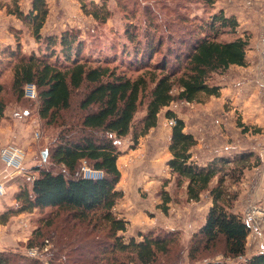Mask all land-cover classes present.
I'll return each instance as SVG.
<instances>
[{"label":"trees","instance_id":"trees-1","mask_svg":"<svg viewBox=\"0 0 264 264\" xmlns=\"http://www.w3.org/2000/svg\"><path fill=\"white\" fill-rule=\"evenodd\" d=\"M21 1L13 0L9 12L28 23L39 47L38 52H25L17 42L16 47L3 50V58L8 62L0 61V122L7 108L6 83L1 77L8 67L12 70L10 85L16 97L25 98L26 86L34 84L36 97L28 99L39 102L41 119L60 129L49 150L50 166L33 167L36 175L30 186L19 187L14 194L16 204L0 214V222L5 224L14 215L49 208L48 218L43 217V224L34 229L27 246L43 248L44 243L35 244L38 237L56 242L59 253L56 258H49L50 264H56L61 254L66 259L64 264H163L164 259L168 264H176L184 256L183 250H179L178 233L149 230L139 233L141 239L124 235L129 221L115 209L123 197L117 188L121 179L117 140L132 134L137 143L158 125L162 109L176 100L200 102L203 96H220L221 86L211 81L212 75L232 65L247 66L249 39L237 34V18L219 11L208 20L198 18L191 27L187 25L190 19L181 16L183 24L174 32L179 43L169 31L167 49L162 59L156 61L165 39H155L143 30L142 40L136 26L130 25L125 33L129 42L134 43L133 50L123 48L128 61L110 56L94 59L83 55L84 40L78 31L67 28L59 34L43 32L50 13L49 0H31L27 11L21 7ZM88 4L91 9L85 2L82 4L86 14L107 21L110 10L106 5L94 1ZM226 35L234 36L221 38ZM77 91H81L80 113L69 118L64 112L71 109ZM142 105L146 111L136 123ZM165 115L175 120L167 165L176 175L177 185L185 186L188 201L199 202L203 195L212 198L204 223L189 241L188 258L196 260L203 252L217 251L221 245L226 258L240 259V264H264V251L246 257L251 230L242 214L233 210L239 194L231 192L228 184V178L240 182L246 170L261 163V157L254 151H242L233 156H215L201 164L192 153L198 143L196 136L185 130V122L176 112L167 109ZM240 125L245 132L260 131ZM84 166L100 172L102 177H87ZM169 201L166 193L164 203ZM0 264L45 263L0 250ZM199 264L229 263L207 260Z\"/></svg>","mask_w":264,"mask_h":264},{"label":"rangeland","instance_id":"rangeland-1","mask_svg":"<svg viewBox=\"0 0 264 264\" xmlns=\"http://www.w3.org/2000/svg\"><path fill=\"white\" fill-rule=\"evenodd\" d=\"M90 1L106 5V8L110 10L107 21L101 22L84 12L82 4L85 2L86 7L91 9L88 4ZM49 2L50 13L43 32L59 34L67 28L78 31L80 38L84 40L83 55L94 59L110 56L128 61L129 59H126V55L123 54V48L133 50L134 43L129 42L125 33L126 28H129L130 25L136 26L141 39L144 37L143 30L144 33L149 32L155 39L158 36L165 39L162 52L154 58L156 61L162 59L163 53L167 49L169 31L172 32V37H175L174 40L179 43L174 32L177 26L183 24L181 16L190 19L187 25L191 27L195 26V22L200 18L208 20L219 11H223L227 16L233 15L237 18V34L249 39L247 66L232 65L226 71L216 72L212 75L211 81L223 84L220 96H203L200 102L176 100L162 109L159 113L158 126L151 128L146 135L141 136L137 143H134L132 134L117 140L121 151L118 158L121 179L117 188L123 192V197L118 201L115 209L120 216L130 218L128 229L124 232L126 237L135 236L141 239L139 233L149 230L178 233L181 245L179 250H183L184 256L178 262L175 260L176 264H199L207 260L240 264V259L226 258L220 250L222 249L221 245L217 251L203 252L202 256L196 260H191L187 256L189 241L201 223L205 221V212L208 211V203L212 202V198L203 195L199 202L188 201L185 186L177 185L176 175L167 165L172 126L165 113L167 109L173 110L184 120L185 126L190 131L193 130L192 132L199 139L198 142L201 143V146L196 150L199 159H204L206 153L210 156L215 153L213 157L233 156L236 149L232 142L236 133L240 135V129H237L242 128L240 124L251 128H260L258 134L255 135L259 142L251 138L250 142L252 141L256 145L259 143L264 147V0H214L213 3L208 0H49ZM29 3L31 0L23 2V4ZM12 5L13 0H0V37L2 38L0 42L4 41L0 48L1 64L8 62L3 58V52H6L7 47H16L17 42L21 44V48L25 52L33 50L38 52L39 47L27 22L20 19V28L12 23L14 18H17L14 14L10 15L9 11ZM166 24L170 27L166 28ZM233 36L226 35L221 38L230 39ZM11 76V68H4L1 79L6 83L4 98L7 102V115L0 124L3 127L10 126L14 129L18 136V145L26 151L27 169L25 171L31 174L30 178L20 179L19 185L30 186L35 175L33 167L37 165L50 166L47 161L49 150L60 128L55 124L50 125L39 117L38 101L29 100L30 96L27 94L22 99L16 97L10 85ZM80 95L81 91L75 93L73 105L70 110L64 112L65 116L69 118L78 116ZM25 109L29 111L27 112ZM145 111V105H142L137 111L136 123L143 117ZM255 117H259L263 121L260 126L250 123L255 121ZM247 132L252 137L253 131ZM44 150H48L45 160L42 156ZM220 151L230 152L219 154ZM205 162L200 161L199 163ZM82 170L87 176H101L100 173L94 172L86 166ZM248 170L245 171L238 183H234L228 178L231 192L239 194L241 183L246 179ZM262 171L264 173V169ZM258 176L256 175V177ZM166 193L170 196V201L165 204L164 195ZM12 197L14 198V195ZM261 200L254 201V203L264 210V196H261ZM249 205L250 203L245 206L243 211L239 212L243 217L246 215ZM49 210V208L34 209L33 212L21 214L20 219L16 220L17 224H11L21 228L19 235L16 234L15 238L9 234L14 239L12 242L4 239L0 246L3 248L1 250L39 259L45 264H50L49 258L53 256L56 258V253H59V246L56 242L50 238L38 237L35 244L44 243L43 248L27 246L29 238L33 237L34 229L43 224L44 218H48ZM44 229L47 231L46 228ZM4 230L6 232V228ZM259 230V233L253 232L252 235L250 233L248 237L246 257L264 251V217L259 225ZM257 243L259 244L257 245ZM31 248H37V251L32 253ZM63 253L65 252L63 251ZM72 255L76 256L73 252ZM61 257L62 254L56 259V264L65 263L66 259ZM162 261L163 264H168V262H164L167 260Z\"/></svg>","mask_w":264,"mask_h":264},{"label":"crops","instance_id":"crops-1","mask_svg":"<svg viewBox=\"0 0 264 264\" xmlns=\"http://www.w3.org/2000/svg\"><path fill=\"white\" fill-rule=\"evenodd\" d=\"M24 1L25 0L21 1V7L23 8V10L27 11L30 8L31 3L23 4ZM1 13H3V12L1 11ZM10 15H11V13H10ZM13 21L14 22H12V23H15V26L17 28H20V23H21L20 19L19 18H14ZM0 40H2L1 37H0ZM3 42L4 41H1L0 45ZM1 47H2V45L0 46V48ZM217 84H219L221 86V89H222V87H223L222 85L223 84L222 83H217ZM5 115H7V113H5ZM260 119L261 118H259V117H255V121L254 122H250V123L254 124V125L257 124V125L260 126L261 125L260 123L263 122ZM237 129H240V135L236 133V135H235V137L233 139V142H232V143H234V147L236 149L235 150L236 153L237 152H242V151H254L256 154H258L261 157V159H262L261 160V164H264V147H263V145H259V143H258V145H256L252 141L250 142V138L253 139V140L255 139V141L259 140L258 138H255V135L258 134V133H251L252 137H250L248 132H244L241 127L237 128ZM185 130L190 131L187 126H185ZM192 131H190V132H192ZM196 138L198 139L197 136H196ZM198 141H199V139H198ZM18 142H19L18 141V136L16 135V132L14 131V129L11 128L10 126L3 127L2 124H0V147L4 146V144L6 145V144H9V143L18 145ZM199 146H201V143L198 142L197 145L192 149L193 158H195L197 161L205 162V161L209 160L210 158H212L215 155V153H214V154H212L210 156V155H208V153H206V155L204 154V159H199L200 157L198 155H196V150H198ZM226 152L229 153L230 151H220L219 154H223V153H226ZM170 156L171 155L169 153V157L167 158V160L170 158ZM261 164H259L256 167H253L251 170H248V172L246 173V179L244 180V182L241 183V188H240L241 190L239 192L238 199L235 201V204H234V207H233V210L235 212L243 211V209H245V206L248 203H251V202H254V201L259 202L261 200V196H264V173L262 171L263 170L262 166H264V165H261ZM26 167H27V162L25 160L23 170L21 172L15 174V175H13V178L7 179L5 181V190L6 191L2 195L0 194V214H2V212L4 210H6L7 208H10V207H12V206H14L16 204V200L12 196L16 193V191L20 187V185H19L20 179H22L23 177L24 178H26V177L30 178L29 175L31 173L25 171L27 169ZM2 171H3V164L0 162V173H2ZM35 175H36V173H35ZM35 175H34V177H35ZM256 175H259L258 176L259 179H258V177H256ZM208 204L210 206L212 204V202L208 203ZM209 206H208V208H209ZM208 208H207V210H208ZM206 213L207 212H205V215H206ZM21 214H23V213H21ZM21 214L14 215L11 219H9V221L7 222L8 224L7 223L3 224V223L0 222V226L6 228V232H5L4 228L0 227V246L2 245L1 243L4 241V239H6L9 242H12L14 237L16 238L15 235L16 234L19 235V230L21 228H19V226H17V225H11V224H17L16 220L20 219V217H21L20 215ZM126 216H127V213H126ZM125 218L130 221V218H128V216L125 217ZM203 223H204V221H203ZM203 223H201V225ZM9 234L13 235L14 237H12ZM251 235H252V233H251ZM3 236H5V237H3ZM258 244L259 243H257V245ZM1 249H3V248L0 247V250Z\"/></svg>","mask_w":264,"mask_h":264},{"label":"built area","instance_id":"built-area-1","mask_svg":"<svg viewBox=\"0 0 264 264\" xmlns=\"http://www.w3.org/2000/svg\"><path fill=\"white\" fill-rule=\"evenodd\" d=\"M25 94H27L31 98H35L36 97L35 85L28 84L25 89ZM169 123L172 126L173 124H175V120L169 119ZM25 159H26L25 149L17 144L9 143V144H6L0 147V162L3 164V171L2 173H0V194L1 195L4 194L6 191L5 181L7 179L13 178V175L23 170ZM94 172H98V171H94ZM87 177L100 178L102 177V175L99 177L88 175ZM263 217H264V210H262L260 207L256 206L254 202H252L250 203L247 213L243 217V220L250 227L251 233H253V232L260 231L259 225L261 224ZM30 251L32 253L36 252L37 248H31Z\"/></svg>","mask_w":264,"mask_h":264},{"label":"water","instance_id":"water-1","mask_svg":"<svg viewBox=\"0 0 264 264\" xmlns=\"http://www.w3.org/2000/svg\"><path fill=\"white\" fill-rule=\"evenodd\" d=\"M47 155H48V150H44L42 152V156H43L44 160L46 159Z\"/></svg>","mask_w":264,"mask_h":264}]
</instances>
